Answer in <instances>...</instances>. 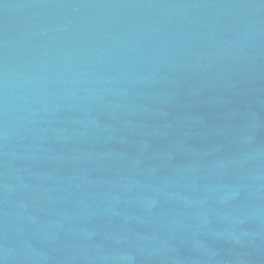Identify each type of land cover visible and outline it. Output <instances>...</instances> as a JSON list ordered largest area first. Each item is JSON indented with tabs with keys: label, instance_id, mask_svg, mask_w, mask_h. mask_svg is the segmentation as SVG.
I'll list each match as a JSON object with an SVG mask.
<instances>
[{
	"label": "water",
	"instance_id": "1",
	"mask_svg": "<svg viewBox=\"0 0 264 264\" xmlns=\"http://www.w3.org/2000/svg\"><path fill=\"white\" fill-rule=\"evenodd\" d=\"M0 264H264V0H0Z\"/></svg>",
	"mask_w": 264,
	"mask_h": 264
}]
</instances>
